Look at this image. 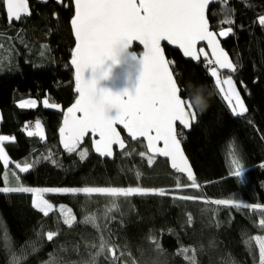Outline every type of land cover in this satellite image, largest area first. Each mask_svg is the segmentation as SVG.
Here are the masks:
<instances>
[{"label":"trees","instance_id":"obj_1","mask_svg":"<svg viewBox=\"0 0 264 264\" xmlns=\"http://www.w3.org/2000/svg\"><path fill=\"white\" fill-rule=\"evenodd\" d=\"M223 1L210 8L208 21L216 34L221 28L232 29L219 39L236 66L232 76L248 109L243 116L232 115L204 56L188 62L163 45L168 61L174 62L170 67L178 86L199 87L198 95L206 100V106L197 109L190 132L179 137L201 188L183 187L191 184L170 170L166 161L154 157L149 165L147 153L139 155L146 152L144 143H132L123 132L127 155L116 154L112 161L91 153L90 137L81 147L90 151L85 160L63 152L57 131L65 107L60 112L27 110L15 101L46 98L52 104L69 101L70 105L77 99L69 64L72 2H34L31 16L12 26L7 25L0 3V42L10 34L21 52L17 72L0 75V135H13L2 146L11 161L30 165L29 172L18 176L21 186L139 187L165 192L117 200L82 193L48 194L54 206L70 208L74 216L70 225L57 210L44 216L35 209L31 194L0 193V264H261L252 239L264 236V227L253 212L212 201L236 196L244 204L264 208V26L259 24L264 0ZM226 19L232 23H222ZM134 51L141 53L137 47ZM28 120L42 123L46 137L21 133ZM229 152L245 169V184L231 174ZM3 172L0 163V187ZM182 188L190 190L187 194L193 199H180L183 195L176 191ZM88 217H94L95 225L85 222ZM48 232L56 233L51 241ZM101 239L107 241L102 253ZM108 248L115 249V258Z\"/></svg>","mask_w":264,"mask_h":264},{"label":"snow or ice","instance_id":"obj_2","mask_svg":"<svg viewBox=\"0 0 264 264\" xmlns=\"http://www.w3.org/2000/svg\"><path fill=\"white\" fill-rule=\"evenodd\" d=\"M58 3L62 0H57ZM74 16L71 20L75 37V48L72 52L71 64L75 68L76 91L79 98L75 104L68 108L62 127L59 129L61 143L64 149L76 152L84 138L91 134L95 151L102 157L113 155V145L125 148V142L121 139L116 125H121L127 130L133 140L140 143L146 141L148 163H153L156 155L171 159V167L178 173H186L191 185L183 187H198L195 183L191 167L181 150V141L178 137L183 135L184 129H190L189 117L196 119V111L201 106L197 100L202 93L201 88H193L188 85L186 89L178 86L173 72L170 71V62L166 60L162 51L161 42L167 41L182 50L184 56L198 60L204 56L209 67L210 76L215 78V85L227 102L233 116H243L248 109L245 107L241 94L233 82L231 75L222 78L220 69H227L230 73L236 71L235 65L229 60L228 55L219 48L215 34L209 31L205 9L210 0H73ZM5 7L9 22L19 21L23 16L30 15L27 0H0ZM222 23L231 24V19ZM259 24L264 26V16L259 19ZM232 31L228 28L220 32L221 36H227ZM206 41L212 51V57H208L204 48L197 45ZM134 42L143 46V54L130 53ZM123 53L118 57V49ZM124 58V62H131L133 66H139L138 83L133 92L125 91L122 94H113L104 89L98 90L95 77L85 79V71L91 69L95 74L102 69L106 62L118 65ZM108 71L100 74V79L108 77ZM242 83V82H241ZM226 86V88H225ZM185 91L187 94L181 96ZM234 101V103H233ZM36 101L25 100L18 106L34 107ZM45 107H49L47 99ZM55 107V105H51ZM178 122V124H177ZM180 131H177V128ZM27 128V126H26ZM36 133L28 131V135L40 134L43 139L41 124H35ZM98 136V139L96 137ZM142 138V139H141ZM8 136H0V142L8 141ZM163 143L159 147V142ZM81 158L87 155V149L81 151ZM127 155V153H122ZM141 157L146 152H140ZM0 161L8 166L9 160L0 147ZM20 172H27L30 165L21 167L16 165ZM229 167L231 174L246 180L245 169L235 153H230ZM177 187H182L177 178ZM27 192L32 193V206L49 215L52 205L44 198V193H84L91 195L99 193L110 197H128L133 194H146L154 191L156 195H165L163 190H145L140 188H115V187H84L80 189H34L30 187L0 188V192ZM182 200L193 199L189 196L179 197ZM216 205L232 204L229 200H215ZM236 207H259L236 204ZM116 205L113 204V208ZM112 209H109L111 211ZM63 211V210H62ZM74 217L66 214L65 223L71 224ZM86 223L95 225L94 217H88ZM264 227V220L261 221ZM55 232H48L47 239L53 240ZM259 245L261 264H264V238H254ZM107 241L101 239L100 252H104ZM115 258V249L108 248ZM187 252L188 249H184Z\"/></svg>","mask_w":264,"mask_h":264},{"label":"water","instance_id":"obj_3","mask_svg":"<svg viewBox=\"0 0 264 264\" xmlns=\"http://www.w3.org/2000/svg\"><path fill=\"white\" fill-rule=\"evenodd\" d=\"M222 1H223V0H210L209 4L207 5V7H206V9H205V16H206V19H207V20H208V12H209L210 8L213 7V6L216 5V4L221 3ZM71 2H72V4H73V16H74V12H75V9H74V2H73V0H71ZM27 4H28V10H29V12L31 13V11H30V9H29V3H28V0H27ZM3 8H4L5 15H6V21H7V25H8V26H12L13 24H19V23L21 22V20H26V19H28V18L31 16V14H30V15H27V16H23L22 19L19 20V21L13 20V21L9 22V19H8V17H7V13H6V9H5L4 6H3ZM73 16H72V18H73ZM72 18H71L70 21H69V28H70L71 35H72V39H73V42H74V43H73V48H72V50H71V53L73 52V50H74V48H75V44H76L75 37H74V34H73V30H72V25H71V20H72ZM208 28H209V31H211L209 21H208ZM211 32H213V33L215 34V38H216V40H217V42H218V44H219V48H220L221 50H223V51L228 55L229 60L234 64V62H233L232 59L230 58L229 54H228V53L224 50V48L222 47V44H221V41H220L218 35H217L214 31H211ZM163 45H166V46L168 47V49H170V50L178 51L179 54L181 55V57L183 58V60H185V61L195 63V62H197V61L199 60V59H198V60H193V59L190 58V57H186V56H184V54H183V52H182L181 49H179V48H178L177 46H175V45H170V44H168L167 41H162V42H161V46H162V51H163V52H164ZM202 46L206 49V51H207V53H208V56H209V57H212V51H211V49L208 47L206 41H201V42H199V44L197 45V51H198L199 48L202 47ZM135 47H137V48H139V49L141 50V53L138 54V55H141V56H142L144 49H143V46L139 44V42H134V43H133V47H132L131 49H129L128 51H129L130 53H135V54H137V53L134 51V48H135ZM164 55H165V52H164ZM165 58H166V60H168L167 57H166V55H165ZM199 58H200V57H199ZM71 59H72V58H71ZM120 61H121V62H120L118 65H112V62H111V61L106 62L105 66H104L102 69H98L97 72H96L95 74L93 73V71H92L91 69L86 70V71H85V74H84V75H85V79H86V80H91V79H93V78L95 77V79H96V81H97V83H96V87H97L98 90H100V89L108 90V91L112 92L113 94H122V93H124L125 91H127V92H129V93L133 92L134 89H135V87H136V85H137V83H138V77H139V71H140L139 66H138V65H137V66H133V65H131V62H127V63L124 62V58H123V57L120 58ZM69 64H70V66H71L72 69H73V78H74V80H75V68H74V66L71 64V60H70V63H69ZM213 65H214V64H213ZM234 65H235V64H234ZM214 66H215V65H214ZM235 68H236V66H235ZM103 71H108V73H109V74H108V77H107L106 79H100V78H99L101 72H103ZM170 71H172V70H171V67H170ZM220 72H221V74H226V75H231V76L235 73V72H234V73H230L227 69H220ZM173 75H174V74H173ZM174 78H175V77H174ZM73 93H74L75 95L78 96V97H77V99H78V98H79V93L76 91V80H75V86H73ZM77 99H76V100H77ZM76 100H75V101H74L69 107H67V108L64 110V112H63V118H62V120H61L60 127L58 128V131H57V134H58V141H59V146H60V148H61V150H62L63 152H65L66 150L64 149V147H63V145H62V143H61V137H60V131H59V129H60V128L62 127V125H63L64 115H65L67 109L70 108V107H72V106L75 104ZM189 123H190V125L192 126V120H191V117H189ZM177 124H178V122H177ZM115 127L117 128V131L119 132L121 139L125 142V148H124V149H121V148L119 147V145H113V149H112V150H113V155H112L111 157H102V156L99 155V153H97V152L95 151V148H94V146H93V138H92L91 134H89L88 136H86V137L84 138L83 142L80 144L79 147L83 146L85 140H86L88 137H90V140H91V152L94 154V156L97 157V158H99V159H101L102 161H112V160L115 158L116 154H119V155H120V154L124 153V152L127 150V148H128V144H127V142L125 141V139H124V137H123V135H122V132L125 134L126 138H127L129 141H131V142H140L139 140H133V139L128 135L127 130H125L121 125H116ZM180 128H182V126L178 127V128H177V131H180ZM190 130H191V127H190V129H184L183 132H184L185 134H187V133L190 132ZM178 138H179V137H178ZM96 139H98V136L96 137ZM141 139H142V138H141ZM179 139H180V138H179ZM180 141H181V140H180ZM146 143H147V142L144 141L145 150H146V152H147V149H146ZM158 146H159V147H162V146H163L162 141L159 142ZM181 150H182V152H183V154H184L185 159H186L187 162H188V165H189V166L191 167V169H192L193 175H194V177H195V183L198 185L199 188H201V183H200L199 180L197 179V176H196V174H195V172H194V170H193V168H192V166H191V164H190V162H189V160H188V158H187V156H186V154H185V152H184V150H183L182 142H181ZM147 155H148V156H151L152 153H148V152H147ZM155 157H156V158H159V159H161V160H163V161H166L167 164H168V166H169V169L172 170V171H175V170L171 167V163H172V162H171V159H170V158H168V157H164V156H160V155H156ZM175 172H176V171H175ZM176 173H177L178 175L184 177V178L188 181V179H187V174H186V173H178V172H176ZM188 183L192 184V181H188Z\"/></svg>","mask_w":264,"mask_h":264},{"label":"rangeland","instance_id":"obj_4","mask_svg":"<svg viewBox=\"0 0 264 264\" xmlns=\"http://www.w3.org/2000/svg\"><path fill=\"white\" fill-rule=\"evenodd\" d=\"M37 2H46L47 0H36ZM224 1H229V0H224ZM223 1V2H224ZM31 3H34V0H30ZM230 28V27H229ZM64 29H65V33L69 35V31L67 30V27L64 26ZM228 28H221L220 30L217 31V34H218V37L224 39L226 38L229 34H231V32L227 35V36H221L220 35V32L222 30H227ZM16 33V32H15ZM39 39V38H37ZM36 39V40H37ZM38 42V40H37ZM201 48V47H200ZM202 48H204L202 46ZM0 75H5L7 73H15L17 72V66H18V56L21 54V52L18 50L17 48V44L15 43V41L11 38L10 34H8L7 37L3 38V40L0 42ZM8 50H11V52H8ZM204 50H206L204 48ZM71 56H72V53H71ZM209 57V56H208ZM72 58V57H71ZM183 59V58H182ZM71 60V59H70ZM214 65H207V62H206V68L209 69V67H212ZM222 75V78H226L227 76L229 75H226V74H221ZM72 77H73V74H72ZM233 78V82L234 84L236 85L237 87V91L240 92L238 86H237V81H236V78L234 76H232ZM215 80V78H214ZM73 86H75V80L73 78ZM226 88V86H225ZM72 91H73V87H72ZM241 94V92H240ZM75 95V94H74ZM76 97H78L77 95H75ZM241 98L242 100L244 101V104H245V107L247 108L246 106V102L241 94ZM46 98H43L41 100L39 99H35V98H30V97H25V98H21L17 103H16V106L20 109H27V110H36L38 108H42L44 110H50V111H61V109L54 103H50L48 100V103H49V107H45L44 105V100ZM25 100H34L36 101V104L34 107H24V108H21L19 107L18 105L22 102V101H25ZM234 103V101H233ZM51 105H55V107L51 106ZM62 118H63V115H62ZM37 122V121H36ZM35 122V124H36ZM41 124V130H42V135H43V138L46 137V133H45V129H44V126ZM0 136H4V135H0ZM10 136V135H9ZM37 136L41 138V135L37 133ZM6 141H3V142H0L1 143H4ZM132 143H135V142H132ZM2 145V144H1ZM82 147V146H81ZM79 147L77 149L76 152H73V153H69L67 152L68 154H73L75 155V157L79 158L81 161L85 160L90 151L87 149V155L82 159L81 156H80V152L85 150L86 148H81ZM232 150V149H231ZM92 153V152H91ZM230 153L232 152H229V156H228V165H229V160H230ZM93 154V153H92ZM94 155V154H93ZM21 167L25 166V165H20ZM6 170L4 171L3 173V185L0 187V188H13V187H19L21 186V184L19 183L18 181V176L20 173H26V172H20L19 168L16 167L15 165V168L13 169H10L8 167H5ZM230 169V167H229ZM29 170H30V167H29ZM231 172V171H230ZM238 177V176H237ZM240 179V181L242 182L241 180V177H238ZM246 180L244 182H242L243 184H245ZM30 188H34V189H44V188H36V187H30ZM136 188H139V187H136ZM54 189V188H53ZM56 189H80V188H56ZM142 189V188H140ZM177 192H180L183 196H188V194L190 193V190L188 189H184L182 188L181 190H177ZM0 193H22V192H12V191H8V192H0ZM27 193V192H26ZM149 193V192H148ZM188 193V194H187ZM28 194H31L32 193H28ZM48 194H73L71 192L69 193H44V198L47 199V195ZM84 194V193H82ZM154 194V191H150V195ZM91 195H98L100 196L101 198L103 199H107V200H117L119 198H122L123 196H120V197H110V196H107V195H103V194H99V193H93ZM135 194H133L134 196ZM132 196V195H131ZM32 198H33V195H32ZM229 201H232L233 203L231 205H236V204H242V205H246L242 202L239 201V198H237L236 196H231L229 199ZM49 202V201H48ZM50 203V202H49ZM52 205V208L49 210V213L57 210L60 215L62 216V218H64V221H65V216L66 214L69 215L70 217H74L70 208L65 206V205H60V206H54L52 203H50ZM113 206V204H112ZM236 207V206H235ZM239 209H246V208H249V210H251L255 216V218L257 219L258 221V225L261 226V221L264 220V208H261V207H237ZM63 210V211H62ZM73 220V219H72ZM72 223V222H71ZM262 238H264V236H261ZM255 238V237H254ZM252 239L253 242L255 243L256 247H257V250H258V253H259V258H260V261H261V256H260V249H259V245L257 244L256 240L255 239Z\"/></svg>","mask_w":264,"mask_h":264},{"label":"bare ground","instance_id":"obj_5","mask_svg":"<svg viewBox=\"0 0 264 264\" xmlns=\"http://www.w3.org/2000/svg\"><path fill=\"white\" fill-rule=\"evenodd\" d=\"M71 1V0H70ZM34 2H37L36 0H34ZM28 3H29V9H30V11H31V8H32V3L30 2V0H28ZM44 3V2H43ZM65 4H68V2H65ZM72 6H73V4H72ZM3 10H4V8H3ZM4 14H5V12H4ZM22 21V20H21ZM13 25H18V24H13ZM74 43V42H73ZM47 97H48V94H47ZM62 98H66V97H60V99L62 100ZM20 99H18V100H16L15 102L17 103L18 101H19ZM67 100V99H66ZM63 103H59V104H56V102H55V104L59 107V108H61V107H65V109L67 108V107H69L70 105H68L69 103V101H67V102H64V101H62ZM15 103V104H16ZM68 103V104H67ZM64 109V110H65ZM64 112V111H63ZM63 115V114H62ZM29 123H33L34 124V126H35V121H33V120H31V121H29L28 120V122H25V124L22 126V127H20V129H19V131L21 132V133H23V134H26V135H28L27 133H28V130H26L25 128H26V126H27V124H29ZM36 128H35V130L33 131L34 133H36ZM5 136V135H4ZM29 136V135H28ZM32 136H37V134H34V135H32ZM57 137H58V134H57ZM10 139H13V135H11V137H9ZM3 144V143H2ZM3 147V146H2ZM5 151V150H4ZM147 153V152H146ZM10 159V158H9ZM13 162V161H12ZM13 163H15V162H13ZM2 165V164H1ZM3 167V166H2ZM8 168H10V167H8ZM4 169V168H3ZM6 169H4V171H5ZM4 173V172H3ZM20 175V174H19ZM2 177H3V175H2ZM3 179V178H2ZM199 188V187H198ZM149 192V193H148ZM146 194H135L136 196H147V195H150V191H148ZM22 193H26V192H22ZM134 195V196H135ZM133 196V195H132ZM246 204V203H245ZM246 205H248V204H246ZM253 206H255V205H253ZM257 206V205H256Z\"/></svg>","mask_w":264,"mask_h":264},{"label":"clouds","instance_id":"obj_6","mask_svg":"<svg viewBox=\"0 0 264 264\" xmlns=\"http://www.w3.org/2000/svg\"><path fill=\"white\" fill-rule=\"evenodd\" d=\"M123 51L124 50L122 48L121 49H118V57L122 55ZM197 105L198 106H201L202 108H204L206 106V100H205V98H204L203 95L198 98Z\"/></svg>","mask_w":264,"mask_h":264},{"label":"crops","instance_id":"obj_7","mask_svg":"<svg viewBox=\"0 0 264 264\" xmlns=\"http://www.w3.org/2000/svg\"><path fill=\"white\" fill-rule=\"evenodd\" d=\"M9 137V136H8ZM9 141H12V139H9L8 141H6V142H9ZM2 144V143H1ZM0 144V147H2V145ZM4 153H5V155L7 156V158H8V160H9V164H8V166L7 167H10V169H13V168H15V165H17L18 163H13L10 159H9V157H8V155L6 154V152L4 151ZM0 163L2 164V166H3V168L4 169H6L5 168V165H4V162L3 161H0ZM30 170H28L27 172H29ZM26 172V173H27ZM26 173H24V174H26ZM23 173H20V175H24Z\"/></svg>","mask_w":264,"mask_h":264},{"label":"built area","instance_id":"obj_8","mask_svg":"<svg viewBox=\"0 0 264 264\" xmlns=\"http://www.w3.org/2000/svg\"><path fill=\"white\" fill-rule=\"evenodd\" d=\"M170 65H171V63H170ZM25 129L33 132L35 130V126L33 123H29V124H27V128H25ZM9 137H11V135Z\"/></svg>","mask_w":264,"mask_h":264}]
</instances>
